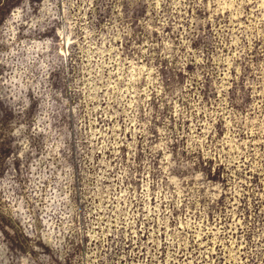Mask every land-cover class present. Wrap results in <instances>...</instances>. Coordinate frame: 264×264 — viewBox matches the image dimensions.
<instances>
[{
	"label": "rangeland",
	"instance_id": "374dc122",
	"mask_svg": "<svg viewBox=\"0 0 264 264\" xmlns=\"http://www.w3.org/2000/svg\"><path fill=\"white\" fill-rule=\"evenodd\" d=\"M0 264H264V0H0Z\"/></svg>",
	"mask_w": 264,
	"mask_h": 264
},
{
	"label": "bare ground",
	"instance_id": "6f19581e",
	"mask_svg": "<svg viewBox=\"0 0 264 264\" xmlns=\"http://www.w3.org/2000/svg\"><path fill=\"white\" fill-rule=\"evenodd\" d=\"M228 124V123H227ZM223 139V138H222ZM225 142V141H224ZM231 150V149H230ZM223 152V151H222ZM237 156V155H236Z\"/></svg>",
	"mask_w": 264,
	"mask_h": 264
}]
</instances>
